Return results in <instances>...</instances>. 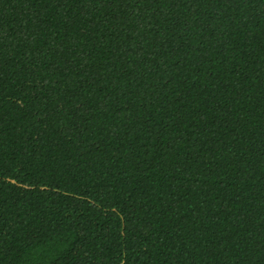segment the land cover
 Wrapping results in <instances>:
<instances>
[{
	"label": "trees",
	"instance_id": "16d2710c",
	"mask_svg": "<svg viewBox=\"0 0 264 264\" xmlns=\"http://www.w3.org/2000/svg\"><path fill=\"white\" fill-rule=\"evenodd\" d=\"M0 264H264V0H0Z\"/></svg>",
	"mask_w": 264,
	"mask_h": 264
}]
</instances>
